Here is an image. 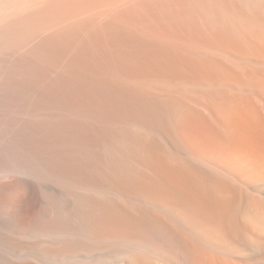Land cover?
Listing matches in <instances>:
<instances>
[{
  "label": "bare ground",
  "instance_id": "bare-ground-1",
  "mask_svg": "<svg viewBox=\"0 0 264 264\" xmlns=\"http://www.w3.org/2000/svg\"><path fill=\"white\" fill-rule=\"evenodd\" d=\"M1 115L0 264H264V0H0Z\"/></svg>",
  "mask_w": 264,
  "mask_h": 264
},
{
  "label": "rangeland",
  "instance_id": "rangeland-1",
  "mask_svg": "<svg viewBox=\"0 0 264 264\" xmlns=\"http://www.w3.org/2000/svg\"><path fill=\"white\" fill-rule=\"evenodd\" d=\"M5 62L7 61H4L3 64ZM24 116L25 115L16 116L13 124V130H15L14 144H27L25 146L29 148V150H44V153H49V148L53 147L52 139L54 136L51 126L48 124L43 125L31 123L30 120ZM4 117L5 115H1L0 119H3ZM5 141L6 138L4 141L0 138V158L1 151L4 149L3 144H5ZM64 157L66 159V156ZM67 159H69V155H67ZM77 161L78 163L74 161L70 162L74 163L77 167H83L82 163L79 160ZM67 164L69 165V163ZM130 164V169L137 172V165ZM35 175L36 173L34 171L28 173L15 169L13 172H7L4 168L0 167V222L10 220L11 222L19 223V226L24 228L30 221L37 217L39 210V205L35 199L37 189L32 183ZM88 175L93 176L91 172ZM87 193L95 198L94 200L101 202V204H108V201L114 200V197L111 195H105L91 190L90 192L87 191ZM114 201L116 202L117 200ZM117 203L118 202H116V204ZM118 204H120V206ZM118 204V209L123 212L126 209L124 204L122 203V205L121 202Z\"/></svg>",
  "mask_w": 264,
  "mask_h": 264
}]
</instances>
